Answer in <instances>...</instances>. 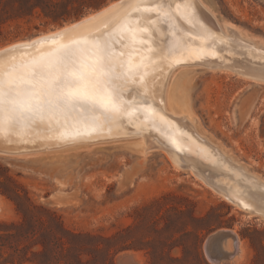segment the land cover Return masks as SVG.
<instances>
[{"label": "rangeland", "instance_id": "1", "mask_svg": "<svg viewBox=\"0 0 264 264\" xmlns=\"http://www.w3.org/2000/svg\"><path fill=\"white\" fill-rule=\"evenodd\" d=\"M201 1L216 24L233 25L242 35L264 42V0ZM42 24L37 19L23 24L20 37L1 44L0 49L73 25ZM166 108L187 116L201 135L264 179V84L226 70L182 64L168 78ZM141 146V141L118 138L30 156L0 155V184L20 194L26 192L35 204L59 214L72 231L105 237L121 233L118 244L125 250L115 257V264H121L123 257L129 258L126 264H149L151 257L143 245L153 240L164 244L157 258L165 262L189 258L182 249L170 251L168 246L182 236L191 249V238L184 231L167 232L164 225L168 218L188 224L192 210L197 217L210 214L212 224L222 222L215 230H233L238 236L240 254L230 264H264V221L260 217L242 212L193 174L175 168L163 150L154 149L143 157L137 152ZM50 196H56V204L48 202ZM174 206L187 214L177 219ZM162 216L165 220H159ZM16 219L13 203L0 194V221ZM207 237L201 245L205 259Z\"/></svg>", "mask_w": 264, "mask_h": 264}, {"label": "bare ground", "instance_id": "2", "mask_svg": "<svg viewBox=\"0 0 264 264\" xmlns=\"http://www.w3.org/2000/svg\"><path fill=\"white\" fill-rule=\"evenodd\" d=\"M69 34H81L89 39L92 34H103L113 51L124 52L125 61L129 52L134 53L132 63L140 67L121 81L124 93L121 102L133 110L122 117L118 125L102 121L101 132L75 143L54 138L60 126L34 124L0 136V149L12 156H30L44 150L88 146L118 138L138 140L142 146L137 152L143 157L154 149L169 150L171 153L166 154L175 168L181 170L180 165H188L193 174L201 167L214 188L193 174L195 177L213 190L218 189L221 198L242 212L264 221V179L249 172L201 135L187 116L166 108L168 78L172 70L182 64L226 70L245 80L264 84V79L260 78L264 70V42L242 35L233 25L216 24L201 0H125L123 4H112L54 33L2 48L0 55L13 53L27 62L54 51V42ZM141 88L143 93L139 94ZM128 94L133 98L128 99ZM145 99L156 115L144 118L140 106ZM230 241L224 243V249L233 252L234 242ZM239 247L238 243L237 255Z\"/></svg>", "mask_w": 264, "mask_h": 264}, {"label": "snow or ice", "instance_id": "3", "mask_svg": "<svg viewBox=\"0 0 264 264\" xmlns=\"http://www.w3.org/2000/svg\"><path fill=\"white\" fill-rule=\"evenodd\" d=\"M54 48L27 62L13 53L0 55V136L34 124H55L60 126L55 139L75 143L101 132L102 121L118 125L133 110L121 102V81L140 67L132 63L134 53L125 61L124 52L113 51L103 34L91 39L69 34ZM140 107L144 118L156 115L147 99Z\"/></svg>", "mask_w": 264, "mask_h": 264}, {"label": "trees", "instance_id": "4", "mask_svg": "<svg viewBox=\"0 0 264 264\" xmlns=\"http://www.w3.org/2000/svg\"><path fill=\"white\" fill-rule=\"evenodd\" d=\"M109 0H0V45L18 38L23 24H31L35 19L42 25H62L79 20L90 11L105 6ZM35 29H38L35 26ZM14 183L16 188H21ZM0 194L9 199L15 208L16 221H0V264H115V257L125 250L118 244L123 235L105 237L88 232L68 229L62 217L55 211L35 204L29 195L0 184ZM166 198V197H165ZM194 205V203H190ZM177 219L187 214L180 207H172ZM189 214V213H188ZM210 214L197 217L190 211L188 224L168 218L164 229L171 233L185 232L191 238L188 248L181 236L168 246L172 251L182 249L189 258L156 257L163 243L146 242L143 249L149 256V264H208L201 252L204 239L215 229L222 227L219 220L212 224ZM159 220H165L160 217ZM184 227V230H182ZM191 227V230L186 228ZM256 262V261H255Z\"/></svg>", "mask_w": 264, "mask_h": 264}, {"label": "water", "instance_id": "5", "mask_svg": "<svg viewBox=\"0 0 264 264\" xmlns=\"http://www.w3.org/2000/svg\"><path fill=\"white\" fill-rule=\"evenodd\" d=\"M125 0H112L111 2H109L108 4H106L105 6L101 7L98 10H94V11H90L87 14H85L82 18H80L79 20L73 21L71 23H64L60 28L65 27V25L67 24H74L76 22H80L83 19L87 18L89 15L91 14H96L99 13L101 11H103L104 9L109 8L112 4H120V3H124ZM27 40H31V39H27ZM17 42V41H16ZM14 43V42H13ZM11 44V43H9ZM168 154H170L171 152L169 150L164 149ZM10 154L8 152H6L3 149H0V155H7ZM180 168L182 170H185L189 173H191L190 167H188V165H180ZM193 174L196 176H199L200 178H202L203 180H205L206 184L209 186L213 185L207 181L206 176L204 175V170H201V167H198V170L193 171ZM211 187V188H212ZM214 188V187H213ZM216 192H219L218 189H215ZM54 197L56 196H50L48 199V202L50 204H56L54 201ZM232 240L234 242V247H233V252H229L227 250L224 249V243L228 240ZM238 243H239V238L238 236L234 233L233 230H227V229H219V230H215L213 231L211 234H209V236L207 237V239L205 240L204 243V253H205V257L207 259V261L210 264H230L233 262V256L234 254H238L239 250H238ZM127 261L129 262V258L127 257H123L120 259L121 264Z\"/></svg>", "mask_w": 264, "mask_h": 264}]
</instances>
